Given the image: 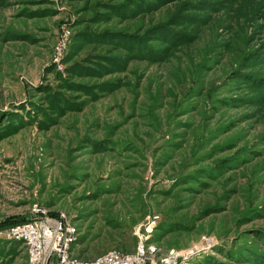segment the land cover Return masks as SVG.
Segmentation results:
<instances>
[{
    "label": "rangeland",
    "instance_id": "obj_1",
    "mask_svg": "<svg viewBox=\"0 0 264 264\" xmlns=\"http://www.w3.org/2000/svg\"><path fill=\"white\" fill-rule=\"evenodd\" d=\"M34 203L82 259L264 264V0H0V264Z\"/></svg>",
    "mask_w": 264,
    "mask_h": 264
},
{
    "label": "built area",
    "instance_id": "obj_2",
    "mask_svg": "<svg viewBox=\"0 0 264 264\" xmlns=\"http://www.w3.org/2000/svg\"><path fill=\"white\" fill-rule=\"evenodd\" d=\"M154 218L151 224H155ZM10 237L21 240L27 248L29 264H50L55 259V264H145L148 249L140 241L132 252L111 249L93 259H82L72 255L70 244L74 229L61 213L51 215L45 207L34 203L29 209V219L13 225L9 229ZM209 243V240L205 241ZM181 252L169 250L163 257L151 264H175Z\"/></svg>",
    "mask_w": 264,
    "mask_h": 264
},
{
    "label": "trees",
    "instance_id": "obj_3",
    "mask_svg": "<svg viewBox=\"0 0 264 264\" xmlns=\"http://www.w3.org/2000/svg\"><path fill=\"white\" fill-rule=\"evenodd\" d=\"M28 219H29V215H28V217H27L24 221H21V222H19V223L25 222V221H27ZM125 252H126V251H125ZM50 264H55V259H53V260L51 261Z\"/></svg>",
    "mask_w": 264,
    "mask_h": 264
}]
</instances>
